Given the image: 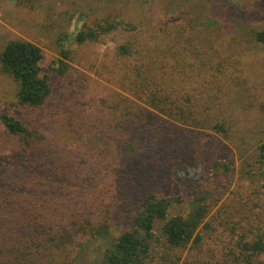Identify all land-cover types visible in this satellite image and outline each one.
I'll use <instances>...</instances> for the list:
<instances>
[{"label":"rangeland","instance_id":"374dc122","mask_svg":"<svg viewBox=\"0 0 264 264\" xmlns=\"http://www.w3.org/2000/svg\"><path fill=\"white\" fill-rule=\"evenodd\" d=\"M33 3L34 8H29L0 0V50L14 39L39 47L43 55L40 66L50 76L53 97L47 109L33 117L16 104L14 82L0 76V113L18 116L26 126L36 120L41 127L49 122L47 139L52 155L61 152L65 159L74 157L77 173L92 176L96 158L108 162V158L97 156L102 147L98 137L103 134L96 127L93 130L92 121H105L108 116L104 113L112 101L137 99L141 90L134 83L144 80L146 66L152 60L144 58V46L163 48L167 52L161 56L159 50L150 54L155 63L166 53L170 72L166 92L175 106L195 112L199 121L192 124L177 115L166 117L144 100L133 101L139 106L133 109L135 113L148 111L160 117L167 127L181 133L176 135L177 140L180 136V141L188 144L187 150L180 149L167 162L168 178H164L168 190L163 193L173 205L170 213H186L198 196L208 198V212L196 230L200 236L197 245L190 243L176 250H166L161 244L154 246L147 262L241 264L234 262L240 252L236 244L264 236V159L258 162V147L264 143V45L255 41L257 33L264 32V0ZM103 21L120 25L96 40L83 44L72 40L77 31L95 28ZM65 35L68 37L63 47L69 57L62 60L68 68L60 75L55 61L60 58L59 44ZM127 43L132 56H119L118 46ZM153 73L160 76L154 69ZM188 99L196 101V107L183 103ZM73 113L78 117L75 122L69 121ZM148 117L146 113L145 119ZM32 118H36L35 122ZM151 119L144 124L160 122ZM221 123L228 131L212 129L213 124ZM15 142L16 138L10 139L0 124V164L5 172L14 165L10 155ZM159 152L165 156L164 147ZM161 192L157 194L160 197ZM126 220L110 221L107 236L87 231L67 248L53 250L52 254L41 252L37 259L40 264H100L108 243L127 228ZM160 232L161 224L157 223L155 236ZM253 264H264V257L253 259Z\"/></svg>","mask_w":264,"mask_h":264},{"label":"trees","instance_id":"16d2710c","mask_svg":"<svg viewBox=\"0 0 264 264\" xmlns=\"http://www.w3.org/2000/svg\"><path fill=\"white\" fill-rule=\"evenodd\" d=\"M11 1L34 8L33 2L37 0ZM119 25L103 21L95 28L77 31L72 40L78 44L96 40ZM67 37L65 35L59 44L60 58L55 61L60 75L68 68L62 60L69 57L63 47ZM255 41L264 45V32L257 33ZM143 50L146 51L144 58L152 60L146 66L144 80H137L138 85L134 83L140 87L141 94L132 101H112L109 111L104 113L108 118L92 121L93 130L96 127L103 134L98 137L102 147L97 156L108 158V162L95 159L97 164L93 166L92 176L77 173L78 162L74 157L65 159L61 152L52 155L47 139L49 122L41 127L36 118H32L30 120L36 122L26 126L18 116L0 113V124L10 139L16 138L12 146L14 153L10 155L13 167L5 172L0 164V264H40L37 255L41 252L52 254L53 250L65 249L76 237L91 230L107 236L110 221L121 219H127V228L108 243L100 264H148L154 246L161 244L166 250H176L200 242L196 230L207 215L208 198L198 196L190 202L186 213L171 214L173 205L163 193L168 190L164 178H168V160L177 156L180 149L187 150L185 145L188 144L180 141V136L177 140L176 135L181 133L171 130L172 126L167 127L160 117L146 110L135 113L133 107L139 106L133 101H147L158 113L170 118H186L192 124L198 123L199 117L195 112L175 106L166 92L170 73L166 53L155 63L151 56L157 50L161 56L166 50L147 46ZM117 53L131 57L130 44L118 46ZM42 58L39 47L21 39L8 41L0 50V76L14 82L16 104L33 117L44 112L53 97L50 76L44 74L40 66ZM153 69L160 74L158 78ZM136 76L141 78L139 72ZM183 103L192 108L197 105L189 99ZM146 113L160 122L152 126L144 124L152 120L151 117L145 119ZM77 120L73 113L69 121ZM79 120L83 121L81 115ZM222 123L213 124L211 128L225 132L227 128ZM161 146L164 157L159 152ZM258 152V162L262 163L264 143L258 147ZM158 186L160 189L156 188ZM160 190L161 197L157 195ZM103 216L105 219L99 220ZM157 223L161 224V232L155 236ZM237 247L240 252L234 262L253 264V259L264 257V236L238 242Z\"/></svg>","mask_w":264,"mask_h":264}]
</instances>
